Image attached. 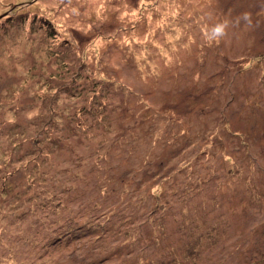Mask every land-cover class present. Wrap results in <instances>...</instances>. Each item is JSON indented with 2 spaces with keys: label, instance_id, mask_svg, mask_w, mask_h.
<instances>
[{
  "label": "rangeland",
  "instance_id": "374dc122",
  "mask_svg": "<svg viewBox=\"0 0 264 264\" xmlns=\"http://www.w3.org/2000/svg\"><path fill=\"white\" fill-rule=\"evenodd\" d=\"M0 264H264V0H0Z\"/></svg>",
  "mask_w": 264,
  "mask_h": 264
},
{
  "label": "trees",
  "instance_id": "16d2710c",
  "mask_svg": "<svg viewBox=\"0 0 264 264\" xmlns=\"http://www.w3.org/2000/svg\"><path fill=\"white\" fill-rule=\"evenodd\" d=\"M26 177V180L28 179V176H25Z\"/></svg>",
  "mask_w": 264,
  "mask_h": 264
}]
</instances>
